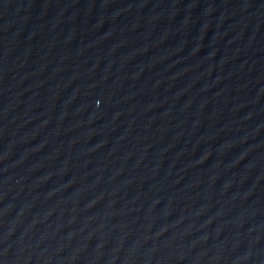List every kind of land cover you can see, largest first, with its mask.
Listing matches in <instances>:
<instances>
[{"label":"water","instance_id":"1","mask_svg":"<svg viewBox=\"0 0 264 264\" xmlns=\"http://www.w3.org/2000/svg\"><path fill=\"white\" fill-rule=\"evenodd\" d=\"M0 264H264V0H0Z\"/></svg>","mask_w":264,"mask_h":264}]
</instances>
